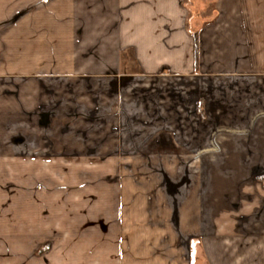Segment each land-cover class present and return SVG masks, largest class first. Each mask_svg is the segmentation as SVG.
Listing matches in <instances>:
<instances>
[{"label": "crops", "instance_id": "crops-1", "mask_svg": "<svg viewBox=\"0 0 264 264\" xmlns=\"http://www.w3.org/2000/svg\"><path fill=\"white\" fill-rule=\"evenodd\" d=\"M202 254L264 264V0H0V264Z\"/></svg>", "mask_w": 264, "mask_h": 264}, {"label": "rangeland", "instance_id": "rangeland-1", "mask_svg": "<svg viewBox=\"0 0 264 264\" xmlns=\"http://www.w3.org/2000/svg\"><path fill=\"white\" fill-rule=\"evenodd\" d=\"M27 166H29V165H27ZM70 166H71L70 164H55V165L42 164L41 165V171L45 172L47 174H51L50 175L51 177L55 176V175H58V177L63 178V180L60 181V182H62L65 185V184H67L65 182V177H66L67 173H70L69 172L71 170V169L69 170ZM123 166L129 172V174L131 172L130 170H132V166H134V171H144L145 167L148 166L152 171L159 172V173L164 172L165 168H167V167L169 168L168 164H163V163H160V162L159 163H153V164H146V165H144V164H142V165L126 164V165H123ZM74 167H77L78 169H80L81 167H84L86 170L88 168H90V170L93 168V169L96 170L98 168V165L97 164H84V165L77 164V165H74ZM101 167H102V165H101ZM168 168L166 169V171L169 170ZM6 169H7L9 177H7L8 181H5V182H7L6 184H7L8 190L10 192H12V190L16 187V173H17L16 171H18V169L16 168L15 164L14 165L13 164L12 165H3L2 166V171H4V170L6 171ZM145 171H149V170H145ZM92 180H93L94 183L96 182V179H90V183H92ZM5 182H4V179H3L2 180L3 186L6 185ZM43 182H44V180L42 179L41 183L38 185L39 186V190H43L45 188L44 187L45 183H43ZM79 183H81V181H79ZM207 183H208V181H202V183H201V188H202L201 189V192H202V208H203V210L205 212L204 215H206L208 213V211H207L208 207L210 208V206H209L210 205V201H209L210 199L208 200V194L209 193L207 191V188H208V184ZM251 183L255 185L256 181H251ZM8 213H9L8 214L9 218L12 221H15L16 220V211L15 210H10ZM11 216H12V218H11ZM10 246L11 245H9V247ZM201 247H202V251H204L205 249L203 248V246H201ZM207 263L208 262H207L205 256L202 254L201 264H207Z\"/></svg>", "mask_w": 264, "mask_h": 264}]
</instances>
